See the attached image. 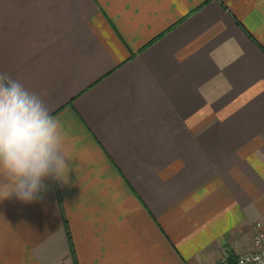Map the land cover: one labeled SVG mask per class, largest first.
<instances>
[{
  "label": "crops",
  "instance_id": "crops-1",
  "mask_svg": "<svg viewBox=\"0 0 264 264\" xmlns=\"http://www.w3.org/2000/svg\"><path fill=\"white\" fill-rule=\"evenodd\" d=\"M206 1L0 0V80L56 124L68 165L42 198L0 200V264H222L252 250L264 0L193 11ZM16 182L0 160V190Z\"/></svg>",
  "mask_w": 264,
  "mask_h": 264
},
{
  "label": "clouds",
  "instance_id": "clouds-1",
  "mask_svg": "<svg viewBox=\"0 0 264 264\" xmlns=\"http://www.w3.org/2000/svg\"><path fill=\"white\" fill-rule=\"evenodd\" d=\"M59 148L56 124L19 83L0 80V160L17 178L14 187L0 190V200L42 198L45 180L63 179L68 169Z\"/></svg>",
  "mask_w": 264,
  "mask_h": 264
},
{
  "label": "built area",
  "instance_id": "built-area-1",
  "mask_svg": "<svg viewBox=\"0 0 264 264\" xmlns=\"http://www.w3.org/2000/svg\"><path fill=\"white\" fill-rule=\"evenodd\" d=\"M253 244L257 249L238 255L235 261H231L226 255L222 264H264V231L258 230L253 238Z\"/></svg>",
  "mask_w": 264,
  "mask_h": 264
},
{
  "label": "trees",
  "instance_id": "trees-1",
  "mask_svg": "<svg viewBox=\"0 0 264 264\" xmlns=\"http://www.w3.org/2000/svg\"><path fill=\"white\" fill-rule=\"evenodd\" d=\"M209 0H207L206 2H204V3H202L201 5H199L196 9H194L193 11H196L197 9H199L200 7H202L204 4H206L207 2H208ZM188 15H190V14H188ZM173 26H171L170 28H168L167 30H165L164 32H162L161 34H159L158 36H156L155 38H153L149 43H147L145 46H143L141 49H140V51L141 50H143V49H145L147 46H149V45H151L153 42H155L156 40H158L161 36H163L169 29H171ZM253 38V37H252ZM254 39V38H253ZM255 40V39H254ZM260 45V44H259ZM260 47H261V49L264 51V47L263 46H261L260 45ZM66 228H67V226H66ZM68 239L71 241V236H70V233H69V231H68ZM70 246H71V248H72V253L74 254V250H73V243L72 242H70Z\"/></svg>",
  "mask_w": 264,
  "mask_h": 264
},
{
  "label": "rangeland",
  "instance_id": "rangeland-1",
  "mask_svg": "<svg viewBox=\"0 0 264 264\" xmlns=\"http://www.w3.org/2000/svg\"><path fill=\"white\" fill-rule=\"evenodd\" d=\"M260 224H258L257 226H259ZM260 227H261V225H260ZM256 235V234H255ZM254 235V236H255ZM255 249H257V248H255V245L253 244V248H252V250H255ZM245 253V252H244ZM243 254V253H242ZM228 256V255H227ZM229 258V257H228ZM226 259V254L224 255V259H223V261ZM230 259V258H229ZM222 261V262H223Z\"/></svg>",
  "mask_w": 264,
  "mask_h": 264
}]
</instances>
